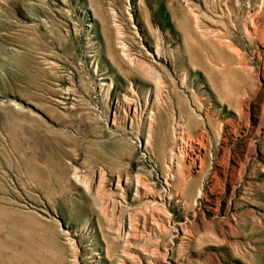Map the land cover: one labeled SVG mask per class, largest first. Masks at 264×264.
Wrapping results in <instances>:
<instances>
[{
	"label": "rangeland",
	"instance_id": "obj_1",
	"mask_svg": "<svg viewBox=\"0 0 264 264\" xmlns=\"http://www.w3.org/2000/svg\"><path fill=\"white\" fill-rule=\"evenodd\" d=\"M0 264H264V0H0Z\"/></svg>",
	"mask_w": 264,
	"mask_h": 264
},
{
	"label": "bare ground",
	"instance_id": "obj_2",
	"mask_svg": "<svg viewBox=\"0 0 264 264\" xmlns=\"http://www.w3.org/2000/svg\"><path fill=\"white\" fill-rule=\"evenodd\" d=\"M190 147H191L192 150L195 149L194 145H190ZM21 220L22 219L20 217H17V215H15V214L11 215V216H8L6 218V222L9 225V227H12V230L15 231V239L19 236V234H20L19 232H22V230H23L22 227L24 225L21 223ZM15 244H16L15 242L14 243L12 242V245L15 246ZM21 249L22 250H26V248L25 249L21 248ZM30 252H31V250H30Z\"/></svg>",
	"mask_w": 264,
	"mask_h": 264
}]
</instances>
